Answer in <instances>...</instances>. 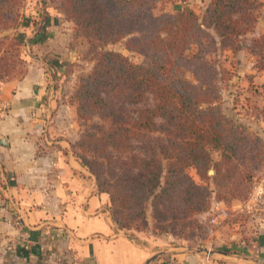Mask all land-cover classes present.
<instances>
[{
    "label": "trees",
    "instance_id": "16d2710c",
    "mask_svg": "<svg viewBox=\"0 0 264 264\" xmlns=\"http://www.w3.org/2000/svg\"><path fill=\"white\" fill-rule=\"evenodd\" d=\"M159 1L61 0L60 10L72 20L75 38L101 46L125 41L126 51L143 58L133 64L103 51L76 86L69 101L78 121L97 116L103 122L83 131L73 145L94 159L75 153L77 160L107 199L118 229L147 228L149 209L151 228L174 235L207 210L212 193L226 204L244 197L264 159V143L216 105V70L207 61L217 47L235 51L241 19L256 7L252 0H209L200 15L192 9L156 15ZM20 17L19 0H0V33L15 29ZM252 43L261 48L254 68L264 71V34ZM21 45L15 35L0 37V84L25 61ZM145 95H152L154 109H132ZM261 95L258 113L264 122V81ZM154 118L163 122L160 137L150 135ZM211 151L218 152V161H212Z\"/></svg>",
    "mask_w": 264,
    "mask_h": 264
},
{
    "label": "crops",
    "instance_id": "0c3cea01",
    "mask_svg": "<svg viewBox=\"0 0 264 264\" xmlns=\"http://www.w3.org/2000/svg\"><path fill=\"white\" fill-rule=\"evenodd\" d=\"M38 5L15 31L23 75L0 84V264H264V196L258 205L233 201L229 211L238 218L212 227L198 249L175 247L168 237L137 239L114 225L73 147L80 126L68 97L85 67L87 40L74 39L56 0ZM252 67L262 100L264 71ZM257 187L264 191V177Z\"/></svg>",
    "mask_w": 264,
    "mask_h": 264
},
{
    "label": "rangeland",
    "instance_id": "374dc122",
    "mask_svg": "<svg viewBox=\"0 0 264 264\" xmlns=\"http://www.w3.org/2000/svg\"><path fill=\"white\" fill-rule=\"evenodd\" d=\"M36 1V3H33ZM60 1L56 0V5L60 9ZM43 0H41V3ZM40 0H19V7L21 17L19 24L15 29H9L0 33V37L8 36L12 37L15 35V31L22 29L25 26V23L28 22V17L30 13L27 12V8L38 7ZM209 3V0H161L155 6V13L159 14L161 12L173 11L174 13L181 9H193L198 14H200ZM251 7H256L253 11L243 16L240 23V30L243 31L239 36L234 38L233 48L235 51L230 49L220 50L217 47L210 55L207 56V61L215 68L216 76L214 79V86L216 90V105L222 112V114L230 119L234 124L242 127L247 134L250 136L258 137L264 143V126L261 125L260 121L262 119L259 116L258 108L260 96L258 95L255 89V83L261 79V76L255 73L252 65L254 66L257 53H260V47L257 44L252 43L253 39L252 34H257L264 30V0H252ZM62 11V10H61ZM29 14V15H28ZM64 15L67 14L64 12ZM230 17H233L230 15ZM75 30V27H74ZM252 32V33H248ZM74 37V32H73ZM18 38V37H17ZM87 40L86 52L84 53V65L79 64L81 67L85 66L82 70L79 71V74L74 76L75 83L72 87V91L68 99L73 95L76 86L79 84L80 80L88 76L97 61L99 54L103 51H115L126 57L133 64H141L143 58L137 54L130 53L124 49L125 41H121L112 45L101 46L99 42L94 39H87L85 37H78ZM74 39H77L74 37ZM22 55V54H21ZM24 65L15 64L14 70L12 71V78H20L23 75ZM188 80H191V76L187 74ZM252 83H254L252 85ZM155 100L152 95H145L141 103L132 109H143L147 108L153 110L155 107ZM77 119V117H76ZM80 126V134L85 130H90V126L93 124L103 123L97 116H93L90 119L85 121H78ZM154 126L152 128L151 136L160 137V127L163 125V122L159 118L153 119ZM79 134V137H80ZM78 137V139H79ZM78 141V140H77ZM76 141V142H77ZM75 153L83 156L87 160L94 159L93 155L87 151L86 148H79L75 146ZM211 158L213 162L218 161L219 154L218 152L211 151ZM193 180L197 183L200 182L198 176L194 169L190 168L187 171ZM209 176L213 175V171L208 172ZM264 177V159L262 163L254 170V176L252 182L249 186L248 192L244 197L239 199H231L228 202L224 203L219 201L215 194L212 193L209 205L206 211L196 214L191 220H188L185 224V227L179 230H176L175 234L172 235L169 232L159 234L154 229L151 228L150 224V210L148 209V222L149 225L147 228H142L140 226H134L131 231L126 232L127 234L136 237L137 239L147 238H162L168 237L170 244L175 245V247H184L190 249H198L205 246L206 240L209 238L210 231L212 230L211 225H209L210 215L220 203L221 207H225L230 213L231 219L238 218V212L234 213L229 211V207L233 201L239 202H248L251 199L255 188L258 186L259 182ZM209 187L211 190H214V187L211 182H209ZM213 202H217L218 205L211 208ZM212 211V212H211ZM240 214V213H239ZM199 215H203L200 218ZM138 227V228H137ZM137 228V229H136ZM160 238V239H161ZM145 240V239H144ZM158 262L157 264H159ZM166 264V262H165Z\"/></svg>",
    "mask_w": 264,
    "mask_h": 264
},
{
    "label": "built area",
    "instance_id": "2783aa9c",
    "mask_svg": "<svg viewBox=\"0 0 264 264\" xmlns=\"http://www.w3.org/2000/svg\"><path fill=\"white\" fill-rule=\"evenodd\" d=\"M0 110H3V106H0ZM263 196H264L263 189L256 187L255 192L253 193L251 197L253 204H256V205L262 204ZM229 219H231V216L226 208H223V207L216 208L215 211H213L212 214L210 215L209 225H211V227L219 226L224 221H227Z\"/></svg>",
    "mask_w": 264,
    "mask_h": 264
}]
</instances>
